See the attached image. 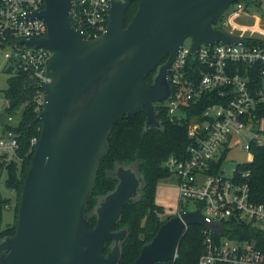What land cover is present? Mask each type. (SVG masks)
<instances>
[{
	"label": "water",
	"instance_id": "obj_1",
	"mask_svg": "<svg viewBox=\"0 0 264 264\" xmlns=\"http://www.w3.org/2000/svg\"><path fill=\"white\" fill-rule=\"evenodd\" d=\"M134 1L136 12L124 27ZM238 1L246 0L111 2L104 32L85 40L70 20L72 0H43L44 8L34 16L46 24V36L20 42L51 52L50 82L41 84L40 135L21 187L15 232L0 239V264H119L128 229L112 227L128 202L141 200L146 184L138 161L115 163L107 171L114 188L97 196L86 212L111 130L123 116L143 110V132L163 130L155 106L170 98L167 72L180 46L189 40L194 52L200 45L242 43L214 27ZM153 71L152 81H146ZM189 225L224 235L220 223H206L199 211L170 216L133 264L174 261Z\"/></svg>",
	"mask_w": 264,
	"mask_h": 264
},
{
	"label": "built area",
	"instance_id": "obj_2",
	"mask_svg": "<svg viewBox=\"0 0 264 264\" xmlns=\"http://www.w3.org/2000/svg\"><path fill=\"white\" fill-rule=\"evenodd\" d=\"M119 1L72 0V26L85 40L97 39L108 23L110 3ZM246 1L235 2L225 11L224 25L235 27V19L248 12ZM43 8V0H0V50L5 62L4 71L8 73V79L22 72L37 86L34 96L37 115L45 104L41 84L50 82L46 75V60L51 52L20 40L46 36V24L34 16ZM251 16L256 18V23L239 28L250 32V37L257 36L262 44L216 43L200 45L192 52L191 42L185 40L168 68L170 98L160 104L165 106L171 120L188 119L189 143L185 155L170 156L163 163L177 179L181 208L176 215L199 211L206 223L223 226V236L201 227L204 252L197 264H264V250L259 249L254 240L231 239L225 228L237 223L264 233V205L256 204L250 198L249 171L240 172L238 166L241 164H236L228 173L223 167L227 153L236 145L237 139H244L243 148L249 154V161L253 157L252 145L264 147V28L258 25L256 14L252 12ZM242 65L245 68L260 66L259 87H252L246 69L240 72ZM201 102L207 104L198 112L197 105ZM8 107L5 99L0 112L6 113ZM20 114L21 109L13 114L6 113L7 120L0 125L1 162L9 163L16 157L17 135L6 126L14 127ZM37 141L32 138L31 144L35 145Z\"/></svg>",
	"mask_w": 264,
	"mask_h": 264
},
{
	"label": "trees",
	"instance_id": "obj_3",
	"mask_svg": "<svg viewBox=\"0 0 264 264\" xmlns=\"http://www.w3.org/2000/svg\"><path fill=\"white\" fill-rule=\"evenodd\" d=\"M239 2V1H238ZM249 12H260L264 18V0L245 2ZM137 9V2H132L125 12L124 27L132 19ZM227 13L221 14L215 24V28L223 29ZM243 42L249 45L262 44L257 36L242 37ZM166 60L164 57L160 63ZM259 65L253 68L240 66V72L246 69L250 77V84L255 89L260 86ZM9 72H11L9 70ZM153 72L146 75L145 80L152 81ZM8 86L4 90V97L8 100L9 107L6 113H14L21 109L18 122L10 128L18 139L19 148L14 160L9 163L0 161V176L6 171L5 185L15 192L14 220L2 228V213L9 199L0 198V239L13 235L16 227L18 204L21 194V187L30 165L35 145L31 144L32 138H39L41 123L36 120L34 96L37 86L29 77L19 72L10 77ZM207 103L201 102L197 105L199 112ZM156 118L161 121L163 130L150 127L143 132L146 119L145 110L131 115L123 116L112 128L108 137L109 152L100 160L99 169L93 191L87 203L86 212L92 210L97 196L111 191L116 181L107 177V171H112L115 163L130 164L139 162V172L145 180L143 196L139 202H128L122 209L121 219L112 230H119L126 227L128 237L122 246V256L119 264H133L139 255L142 246L150 241L161 224L168 219L161 217L163 209L154 202L155 185L157 180L171 174L164 166V161L170 156L183 157L189 143L186 133L187 120H171L164 105H156ZM196 112V111H195ZM264 115V108L262 110ZM253 157L251 161L238 166L240 172L249 171L247 182L249 185L250 198L256 204L264 205V147L251 146ZM92 225H95V218H91ZM226 225V224H225ZM224 225V226H225ZM227 229V237L240 241L254 240L256 246L264 250V233L252 226L231 223ZM216 238V237H215ZM109 244V241H108ZM105 248L103 253L107 251ZM204 252L202 228L198 225H189L183 231L177 243V258L174 261H166L155 264H197L199 257Z\"/></svg>",
	"mask_w": 264,
	"mask_h": 264
},
{
	"label": "rangeland",
	"instance_id": "obj_4",
	"mask_svg": "<svg viewBox=\"0 0 264 264\" xmlns=\"http://www.w3.org/2000/svg\"><path fill=\"white\" fill-rule=\"evenodd\" d=\"M261 12L264 13V10ZM251 13L252 12L245 11L237 19H235L234 23L240 25H254L256 23V18H253ZM260 15V12H256V16L258 17V25L261 28H264V18H261ZM235 27L229 24L223 25L225 32L234 36L246 37L251 34L250 32L240 30L239 27ZM186 43H189V40H186ZM4 66L5 62L3 60V52L0 50V105H3L5 102L4 90L8 86L7 79L9 77L8 73L4 71ZM6 120V113L0 112V124L6 122ZM244 143V139H237L236 145L232 146L227 153V158L223 165L227 173L236 164H242L249 161V154L243 148ZM6 177V171L3 170L0 176V198L9 199V203L3 209L1 223L2 228L13 223L14 205L16 202L15 192L8 189L5 185ZM154 202L163 209V213L161 215L163 219L177 214L181 207L178 204L177 179L174 174H169L166 177L157 180L155 185ZM191 208L192 207L189 205V209Z\"/></svg>",
	"mask_w": 264,
	"mask_h": 264
},
{
	"label": "crops",
	"instance_id": "obj_5",
	"mask_svg": "<svg viewBox=\"0 0 264 264\" xmlns=\"http://www.w3.org/2000/svg\"><path fill=\"white\" fill-rule=\"evenodd\" d=\"M254 14H256V13H254ZM242 25H243V24H242ZM242 25H240V24H236V23H235V26H236L237 28H238L239 26H242ZM236 27H235V28H236ZM236 30H237V29H236ZM0 125H1V124H0Z\"/></svg>",
	"mask_w": 264,
	"mask_h": 264
}]
</instances>
